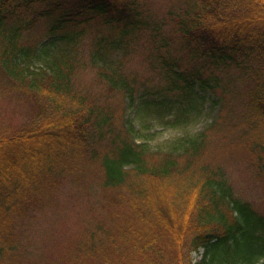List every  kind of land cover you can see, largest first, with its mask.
Wrapping results in <instances>:
<instances>
[{
    "label": "trees",
    "instance_id": "16d2710c",
    "mask_svg": "<svg viewBox=\"0 0 264 264\" xmlns=\"http://www.w3.org/2000/svg\"><path fill=\"white\" fill-rule=\"evenodd\" d=\"M176 1L158 18L147 0H0V100L30 109L16 126L0 106V264H264V210L207 131L157 147L146 133L246 87L232 145L264 190V0ZM140 48L150 79L129 71ZM68 183L99 200L49 256L40 215Z\"/></svg>",
    "mask_w": 264,
    "mask_h": 264
},
{
    "label": "rangeland",
    "instance_id": "374dc122",
    "mask_svg": "<svg viewBox=\"0 0 264 264\" xmlns=\"http://www.w3.org/2000/svg\"><path fill=\"white\" fill-rule=\"evenodd\" d=\"M147 2L150 12L158 18L163 17L170 8L173 9L177 6L176 0H147ZM96 34L97 31L93 30V35ZM92 38L88 42L86 41L83 46V58L85 59L89 58ZM137 51L128 59L129 71L144 79L152 78L153 74L145 61L147 54L145 49L140 48ZM37 63L38 65L44 64L39 61ZM81 78L88 85H92L96 80V74L87 69L82 73ZM94 89V92L98 93L103 89V86H94ZM244 89L247 90L246 87L239 86L237 90L230 92L220 106L213 103L209 96L193 104L181 103L178 105V112L174 116L157 118L154 120L155 125L146 133L151 140V145L157 147L175 139L196 136L207 131L210 137L209 154L214 158L218 156L216 159L226 166L236 188L246 198L264 210V190L261 182L247 162L242 150H235L232 145L236 141L235 125L239 124L245 111V101L241 96ZM1 94L0 86V96ZM0 106L6 107V115L9 114L8 117L16 126L21 125L26 120L30 111L26 108L28 105L12 100H0ZM2 118L6 119L3 116ZM74 195L71 184L62 186V192L59 196V210L61 212L57 215L53 213L40 215L42 216L40 223L49 226L48 228L51 230L45 244V251L49 256L57 255L59 250L68 243L70 238L74 236L81 219L92 207H95L99 200V195L94 189L87 191L79 198L74 197ZM195 257L199 259L200 255L195 254Z\"/></svg>",
    "mask_w": 264,
    "mask_h": 264
}]
</instances>
